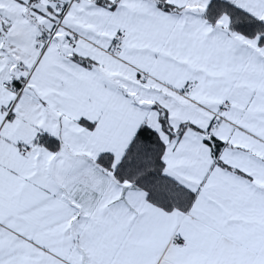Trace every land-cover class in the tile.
<instances>
[{"label":"snow or ice","instance_id":"obj_1","mask_svg":"<svg viewBox=\"0 0 264 264\" xmlns=\"http://www.w3.org/2000/svg\"><path fill=\"white\" fill-rule=\"evenodd\" d=\"M0 264H264V0H0Z\"/></svg>","mask_w":264,"mask_h":264}]
</instances>
